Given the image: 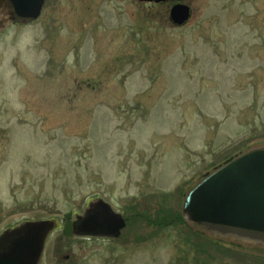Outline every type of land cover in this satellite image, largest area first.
I'll return each mask as SVG.
<instances>
[{
	"label": "rangeland",
	"instance_id": "rangeland-1",
	"mask_svg": "<svg viewBox=\"0 0 264 264\" xmlns=\"http://www.w3.org/2000/svg\"><path fill=\"white\" fill-rule=\"evenodd\" d=\"M189 1L180 27L140 0H47L0 27V232L94 196L128 219L110 242L63 222L42 264H264L181 217L194 182L264 142V0Z\"/></svg>",
	"mask_w": 264,
	"mask_h": 264
},
{
	"label": "water",
	"instance_id": "water-1",
	"mask_svg": "<svg viewBox=\"0 0 264 264\" xmlns=\"http://www.w3.org/2000/svg\"><path fill=\"white\" fill-rule=\"evenodd\" d=\"M162 1V0H141ZM44 0H0L4 13L28 23L40 15ZM191 16L187 5H175L170 17L183 25ZM181 213L188 225L207 237L251 249H264V142L254 144L215 167L186 191ZM58 218L22 221L0 233V264H40ZM126 226L123 214L102 198L89 201L72 221L79 237L116 239ZM247 247V248H248Z\"/></svg>",
	"mask_w": 264,
	"mask_h": 264
},
{
	"label": "flooded vegetation",
	"instance_id": "flooded-vegetation-1",
	"mask_svg": "<svg viewBox=\"0 0 264 264\" xmlns=\"http://www.w3.org/2000/svg\"><path fill=\"white\" fill-rule=\"evenodd\" d=\"M46 1L47 0H45V3H46ZM45 3H44V5H45ZM139 5H141V6H146V7H159V8H161V7H163V6H166L167 8H168V15H166V17L168 18V21H169V23L171 24V26H175V25H173L172 23H171V21H170V18H169V14H170V9L175 5V4H178V3H182V4H186V5H189V7H190V9L192 10V16H193V7H192V5H191V2L189 1V0H164V1H160V2H137ZM2 11H4V7H0V25L1 24H3V23H5V21H7V19H8V17L5 15V14H3L2 13ZM42 12H43V9H42ZM160 16H165L164 14H163V12H161V10L159 11V17ZM192 18V17H191ZM191 20V19H190ZM167 21V22H168ZM96 197H98V196H96ZM101 197V196H100ZM126 219V222L128 223V219L127 218H125ZM67 221V220H66ZM65 221V222H66ZM71 221V220H70ZM68 225V224H67ZM65 227H67V226H62V227H60L59 228V230L58 231H64L65 230ZM58 231H56V232H58ZM55 232V233H56ZM122 232H123V230L121 231V235H122ZM121 235H120V237H121ZM52 236V235H51ZM77 239H79V240H86V241H99L98 240V238H95V239H93V238H77ZM105 240V239H104ZM102 241V240H101ZM108 242H110V241H108ZM67 256H69V255H67ZM66 256V257H67ZM44 258V257H43ZM42 263H43V260H42Z\"/></svg>",
	"mask_w": 264,
	"mask_h": 264
}]
</instances>
